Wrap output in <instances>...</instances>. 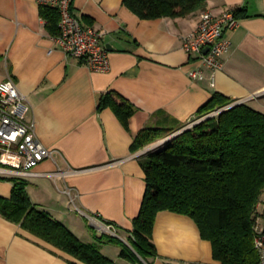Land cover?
<instances>
[{
  "label": "crops",
  "instance_id": "1",
  "mask_svg": "<svg viewBox=\"0 0 264 264\" xmlns=\"http://www.w3.org/2000/svg\"><path fill=\"white\" fill-rule=\"evenodd\" d=\"M123 1H73L74 15L85 27L101 32L109 47L110 69L97 73L57 45L46 30L38 0H0V83L15 81L32 107L28 120L38 140L59 152L56 162L46 161L37 171H85L65 180L29 179L28 194L39 210L88 244L113 232L128 243L147 189L140 159L155 149H147L152 144L131 151L141 131L162 127L169 119L186 125L216 94L245 101L264 113V0H207V11L215 15L227 9L245 12L238 16L240 27L224 34L231 49L214 85L207 68L202 80L189 78L199 64L183 49L184 37L196 30L202 12L142 20ZM110 92L137 109L129 131L111 109L99 112L102 96ZM13 186L10 179H0V197L9 199ZM68 187L78 194L74 204L65 193ZM106 222L115 225L114 230ZM154 243L158 257L152 264H220L213 258L211 242L202 239L197 224L187 216L159 213ZM110 246L103 244L104 255L120 256V249ZM70 260L0 215V264Z\"/></svg>",
  "mask_w": 264,
  "mask_h": 264
},
{
  "label": "trees",
  "instance_id": "2",
  "mask_svg": "<svg viewBox=\"0 0 264 264\" xmlns=\"http://www.w3.org/2000/svg\"><path fill=\"white\" fill-rule=\"evenodd\" d=\"M123 5L142 20L186 18L208 8L207 0H124ZM243 13L236 11L239 17ZM40 15L49 35L59 37L60 11L40 6ZM233 103L216 94L189 124ZM106 109L130 130L137 112L134 105L110 92L100 100L99 112ZM187 125L169 119L162 127L145 129L135 137L131 151L137 153ZM140 162L147 189L128 243L112 235L98 237L100 243L105 240L122 246L120 256L130 262L142 263L143 259L152 264L158 257L154 243L157 216L172 212L194 220L220 264L259 263L254 226L264 195V113L248 104L237 105L187 129ZM10 181L14 185L11 197H0L2 217L72 257L69 264H114L97 244L83 242L48 212L39 210L28 194L27 181Z\"/></svg>",
  "mask_w": 264,
  "mask_h": 264
},
{
  "label": "built area",
  "instance_id": "3",
  "mask_svg": "<svg viewBox=\"0 0 264 264\" xmlns=\"http://www.w3.org/2000/svg\"><path fill=\"white\" fill-rule=\"evenodd\" d=\"M74 0H38L40 6L57 8L61 14L60 36L54 38L64 52L78 59L83 65L97 73L110 69L108 50L103 42V34L92 27H85L73 12ZM240 20L236 10L227 9L220 15L204 11L200 15L194 32L184 37L183 49L189 57L196 56L198 68L189 72L193 81L203 79V69L212 72L211 83L216 82V75L224 70V56L230 52L231 43L224 38L226 31H236ZM208 50L207 52H205ZM246 104L237 101L190 125L201 123L209 118L219 116L223 111L235 105ZM31 105L28 98L21 93L11 78L0 83V179L29 180L38 177L63 179L84 173L85 171L63 170L38 172L37 168L46 161L56 162L59 152L46 148L37 138L34 124L29 122ZM174 137V136H173ZM87 171V170H86ZM72 204L78 194L66 188ZM108 227L114 228L112 226ZM255 249L259 254L258 264H264V202L258 205L255 216ZM113 232V231H112ZM116 237V233L113 232ZM112 235V236H113Z\"/></svg>",
  "mask_w": 264,
  "mask_h": 264
},
{
  "label": "rangeland",
  "instance_id": "4",
  "mask_svg": "<svg viewBox=\"0 0 264 264\" xmlns=\"http://www.w3.org/2000/svg\"><path fill=\"white\" fill-rule=\"evenodd\" d=\"M200 120V119H199ZM192 124V123H191ZM191 124H189L188 123V125L184 128V129H190V128H192V127H190V125ZM183 130V129H182ZM182 130H180L179 132H181ZM178 132V133H179ZM178 133H175V134H172V135H170V136H168L167 138H165L164 140H161V141H158V142H156V143H154L155 144V146L154 147H150V148H147V149H149V150H152L153 148H155V149H157V145H164V144H166V143H168L172 138H173V136L174 135H176V134H178ZM152 145V144H151ZM155 149H153V150H155ZM152 150V151H153ZM148 151V150H147ZM147 151H145L144 153H147ZM143 153V154H144ZM102 241V240H101ZM124 242V241H123ZM94 244H97L98 246H99V248L101 249V252H102V246H103V244H107V245H111L110 247H112V249H116L115 251H117V249H120V251L122 252V246H120V245H118V244H114V243H107V242H105V240H103L102 241V243H100V241H98V242H96V243H94ZM117 247V248H116ZM121 252H120V255H121ZM102 254L104 255V253L102 252ZM106 256V255H105ZM112 256V255H111ZM115 257V258H114ZM113 258L114 259H111L113 262H114V264H148L147 262H145L143 259H141V261H142V263H133V262H130V261H128V260H126V259H123V258H121V256H114ZM110 259V258H109Z\"/></svg>",
  "mask_w": 264,
  "mask_h": 264
},
{
  "label": "water",
  "instance_id": "5",
  "mask_svg": "<svg viewBox=\"0 0 264 264\" xmlns=\"http://www.w3.org/2000/svg\"><path fill=\"white\" fill-rule=\"evenodd\" d=\"M107 48H109V47H107ZM207 51H208V50H206L205 52H207ZM235 106H236V105H235ZM233 107H234V106H233ZM233 107H232V108H233ZM229 109H231V108H229ZM229 109H227V110H229ZM227 110H225V111H227ZM225 111H223V112H225ZM223 112H222V113H223ZM187 129H188V128H187ZM187 129H183L181 132H179L178 134L174 135V137H176L177 135H179V134L185 132ZM174 137H173V138H174ZM160 146H161V145H158L157 148L160 147Z\"/></svg>",
  "mask_w": 264,
  "mask_h": 264
}]
</instances>
